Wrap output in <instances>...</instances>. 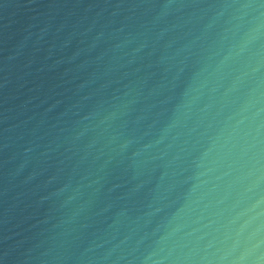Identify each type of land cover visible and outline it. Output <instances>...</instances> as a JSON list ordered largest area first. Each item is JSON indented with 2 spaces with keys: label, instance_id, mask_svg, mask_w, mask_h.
Returning <instances> with one entry per match:
<instances>
[{
  "label": "water",
  "instance_id": "1",
  "mask_svg": "<svg viewBox=\"0 0 264 264\" xmlns=\"http://www.w3.org/2000/svg\"><path fill=\"white\" fill-rule=\"evenodd\" d=\"M0 264H264V0H0Z\"/></svg>",
  "mask_w": 264,
  "mask_h": 264
}]
</instances>
